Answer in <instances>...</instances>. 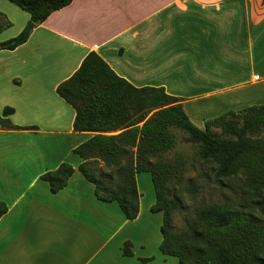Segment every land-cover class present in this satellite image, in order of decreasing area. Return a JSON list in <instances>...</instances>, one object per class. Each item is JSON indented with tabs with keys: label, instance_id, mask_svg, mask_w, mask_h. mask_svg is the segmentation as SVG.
<instances>
[{
	"label": "crops",
	"instance_id": "0c3cea01",
	"mask_svg": "<svg viewBox=\"0 0 264 264\" xmlns=\"http://www.w3.org/2000/svg\"><path fill=\"white\" fill-rule=\"evenodd\" d=\"M29 15L0 0V43L16 37ZM95 53L135 88H162L190 122L263 105L262 0H73L52 13L14 51H0V264H175L159 252L160 213L139 192L128 221L103 203L77 168L73 150L93 134L72 129L75 112L56 88ZM74 169L52 194L40 177L61 164ZM130 243L132 257H123Z\"/></svg>",
	"mask_w": 264,
	"mask_h": 264
},
{
	"label": "trees",
	"instance_id": "16d2710c",
	"mask_svg": "<svg viewBox=\"0 0 264 264\" xmlns=\"http://www.w3.org/2000/svg\"><path fill=\"white\" fill-rule=\"evenodd\" d=\"M29 15L24 29L0 43V51H14L25 44L31 32L52 13L73 0H5ZM264 4V0H262ZM56 94L75 112L72 129L93 136L73 150L82 163L78 172L94 188L95 198L116 203L128 221L137 218L139 197L136 175L148 174L155 194L152 214H162L159 252L175 258L178 264H264V106H251L227 112L204 125L194 126L181 105V99L167 95L162 88H135L119 78L95 53H89L73 75L56 88ZM4 108L0 127L6 130H35L12 126ZM218 128L220 134L212 132ZM187 135L198 145L201 162L214 166L215 180L239 175L252 193L259 216L243 208L210 206L195 211L182 234L171 230L174 202L168 200L162 184V164L155 157L169 151L174 143L171 130ZM74 169L61 164L40 180L56 194L66 187ZM7 208L0 203V218ZM123 257H132L130 243ZM149 263V260H141Z\"/></svg>",
	"mask_w": 264,
	"mask_h": 264
},
{
	"label": "rangeland",
	"instance_id": "374dc122",
	"mask_svg": "<svg viewBox=\"0 0 264 264\" xmlns=\"http://www.w3.org/2000/svg\"><path fill=\"white\" fill-rule=\"evenodd\" d=\"M258 99L264 101V95ZM211 130L215 134H220L218 128ZM170 134L174 140L172 148L155 157L153 162L159 161L162 164L165 177L162 184L168 200L174 202L171 214L173 233L182 234L187 222H191L194 218L197 209L214 205L232 209L243 208L259 216L256 202L264 201V193L258 201H254L242 175L228 180H215L214 166L201 162L197 156L198 145L187 142V135L181 131L173 129ZM261 137H264V132ZM138 188L145 204L152 198L155 200L148 174H139ZM160 217H162L161 213ZM175 264H178L177 260Z\"/></svg>",
	"mask_w": 264,
	"mask_h": 264
}]
</instances>
